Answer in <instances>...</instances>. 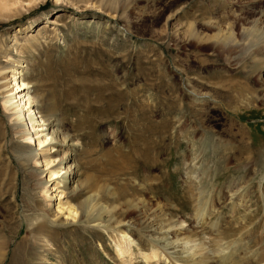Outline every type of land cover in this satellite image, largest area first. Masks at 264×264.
<instances>
[{
	"label": "rangeland",
	"instance_id": "rangeland-1",
	"mask_svg": "<svg viewBox=\"0 0 264 264\" xmlns=\"http://www.w3.org/2000/svg\"><path fill=\"white\" fill-rule=\"evenodd\" d=\"M17 62L76 147L48 182L2 107L13 83L0 89V264H147L151 248L149 264H184L192 243L167 242L185 237L264 264V0H20L0 7V85Z\"/></svg>",
	"mask_w": 264,
	"mask_h": 264
},
{
	"label": "bare ground",
	"instance_id": "bare-ground-1",
	"mask_svg": "<svg viewBox=\"0 0 264 264\" xmlns=\"http://www.w3.org/2000/svg\"><path fill=\"white\" fill-rule=\"evenodd\" d=\"M19 1L20 0H13L12 2H10V1L3 2L2 1V2H0V4H1L0 7L7 8L9 6L15 5ZM29 2H33L35 4H38V3H41L42 0H29ZM27 5H29V3H27L26 6ZM14 16H8L7 18L11 19ZM39 32L40 33L38 35L42 34L41 31H39ZM43 32H44V30H43ZM14 39H15V36L13 37V40ZM29 44H32V43H29ZM17 63H18V65L13 66V71L8 73V74H11V77L8 79V83L0 85V89H6V88H8L11 85V83H13V86L11 87V90H9L11 93L13 91L12 88H15V92L13 94L9 95V96H5V94L7 92H2L1 93V95L3 96L2 97V99H3L2 107H3V109L5 111H11V110L13 111V114H11V117L15 118L13 125L15 126V130H18V132H16V133L17 134H21L20 138L23 141H30V140L32 141V137L36 136L35 142L37 143V148H38L37 151L38 152H42L41 156L43 157L42 158L43 159V164H44V167H46V170L48 172L47 173L48 182L54 181V180H57L59 178V170H58V168H55V166H54L55 162L57 161V165L59 164L58 166H60V165L63 164V162H68V161L72 160V157L70 156V153L67 154V152H64L62 154L61 158H59L57 160V158H58V150L57 149L63 147L65 149L67 148V151L69 150L71 152H75L76 145L74 144V141H72V139L70 137H68L67 135L61 134V132L57 129V123L58 122L56 123V121L52 120V119H43V117L40 115V113L36 112V110L38 108L36 106V104L41 102L40 98L38 96H36V95H32V93L30 92V87L32 89V88H34V86H30L31 83L29 81H27L28 77L24 78V75H22L21 72L16 71L17 69H22L23 68V66L21 65L20 62H17ZM2 71H4L3 68H2ZM3 79H6V78L3 77ZM16 96L18 97L17 100H16ZM198 99H200V98H198ZM27 122L29 123V126L27 128V131L25 130L26 132H23V130L21 128H23L24 125H25V127H27V124H26ZM33 124H38V125H33ZM52 155H55V156H52ZM37 156H38V154H27V157H28L27 159L31 160V161H34V163H37V159H36ZM72 171H74L73 163L66 167L65 173L66 174L67 173H71ZM73 174H76V173L73 172ZM194 181H195V177H194ZM194 183H197V182H194ZM40 185L41 184L37 183L34 186H36V189H39ZM77 188H79V185H77V183H76V185L73 186V189L77 190ZM56 189H58V188H56ZM42 191H43L44 195L47 194L46 189L45 190L43 189ZM62 194H63V192H61L59 197H61ZM123 194H125L124 188L123 189H118V194L117 195H120L122 197ZM232 195L233 194L230 195V199L229 200H231ZM46 198H47V195H46ZM200 202H202L201 198H200ZM200 204L191 206V209L192 210L193 209L201 210V208H203V207H201ZM93 206H95V205L92 204V201L86 203L85 206L81 207L82 209H81V211H79V215H78V208L76 209L74 206L69 207L66 210L67 211V215H66L65 221H67L68 218H70L71 222H72V220L74 222V220L77 218L76 216H80L81 217L82 214L90 216L89 215V212H90L89 210ZM62 210H63L62 208L59 209L60 212ZM103 211H104V209H103ZM37 212H39L38 215L41 217L40 218L41 222L38 223V225L43 226L46 223L45 219H44L45 214L41 213L40 210L37 211ZM108 213L110 214V210H108ZM159 214L156 215V216L154 215L155 217L154 216L152 217L151 223H153V221H155V222L159 221L161 223L160 225H162L163 222L164 223L166 222L167 226L169 227V225H171V223H169L168 220H166L165 218H161V216ZM205 215H206V213H205ZM203 220H205V218L202 215L196 221L197 222L196 225L201 227L204 224V223H202ZM116 225H118V224H116ZM123 225H127L128 228H130V227L133 228V226H131L130 222H126ZM108 226H110V223L108 224ZM215 226H216V224H213V225L209 226L210 227L209 229L214 231V227ZM164 227L165 226L159 227L158 225H156V223H154V224H152L150 226L149 230L151 232L153 231V233H156V232L162 233V230H164ZM181 229L183 230L182 227H178L177 229H174V230L170 229V230L166 231V233L171 232V233H173L174 236L176 235L177 237H179L182 234L188 233V231H185V230H184V232L183 231L181 232ZM232 230H233V228L231 229V231ZM231 231H226L225 233H222V232L218 233L217 236L220 234V238L218 240L220 242L225 240V238H227L230 235L229 233H231ZM215 233L216 232H213V234H215ZM183 237H185V236H183ZM209 237H210V235H209ZM189 238L190 237L179 238L177 240H174V241H171V242H167L168 243L167 245H170L173 248L180 247L183 244H184V246L185 245L187 246L188 244L192 243L191 245H189V248L187 246L188 251L182 252V255L184 256V258L183 257L182 258L186 259L188 261V262L186 261L187 263H184V264H235V262L233 261V257L234 256H233L232 252L228 253V256H227L228 258H227L224 255V251L221 250V249L220 250L217 249L219 251L211 252L210 250H207V248H205V244H206V246H208V243H210L211 246H212V243L210 242V239H212V238L208 239L209 240L208 243L204 241L205 243H201V244H194L193 241H190ZM123 240H124L123 242L125 244L129 245L130 242H132L131 241V235L124 234ZM191 240H193V239H191ZM182 251H183V249H182ZM122 255L123 254H121V257L124 256V255L123 256ZM159 256H160V254H159L157 248H151L149 250L148 254H144L143 258L147 262V264H149L153 260H159ZM162 256H164V255H162ZM171 257H173V256H171ZM178 259H179V257H178ZM167 260H169V259H167ZM171 260H174V259H171ZM177 262L179 264H182V263H180L181 261H177Z\"/></svg>",
	"mask_w": 264,
	"mask_h": 264
}]
</instances>
